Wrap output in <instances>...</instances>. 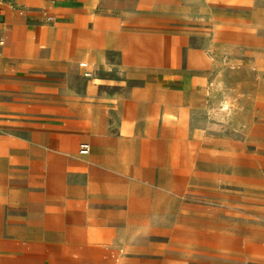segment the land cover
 Masks as SVG:
<instances>
[{"label": "crops", "instance_id": "0c3cea01", "mask_svg": "<svg viewBox=\"0 0 264 264\" xmlns=\"http://www.w3.org/2000/svg\"><path fill=\"white\" fill-rule=\"evenodd\" d=\"M19 2L0 9V264H264V211L195 198L219 174L174 163L237 0Z\"/></svg>", "mask_w": 264, "mask_h": 264}, {"label": "rangeland", "instance_id": "374dc122", "mask_svg": "<svg viewBox=\"0 0 264 264\" xmlns=\"http://www.w3.org/2000/svg\"><path fill=\"white\" fill-rule=\"evenodd\" d=\"M220 10L235 14L236 42L220 50L204 108L189 113V127L174 129L184 140L174 143V163L189 154L195 171L219 174L214 185L198 187L195 198L252 200L254 212L264 211V0H237ZM86 78L76 75L78 93Z\"/></svg>", "mask_w": 264, "mask_h": 264}, {"label": "built area", "instance_id": "2783aa9c", "mask_svg": "<svg viewBox=\"0 0 264 264\" xmlns=\"http://www.w3.org/2000/svg\"><path fill=\"white\" fill-rule=\"evenodd\" d=\"M4 5H9L11 8L18 10L20 13H23L24 5L22 3H20L19 0H0V9ZM47 20L52 21L53 18L48 17ZM0 44H4V41L0 40ZM85 75L89 76L90 74L86 73ZM90 150H91L90 144L84 143L81 145L80 153L85 155V154H88L90 152Z\"/></svg>", "mask_w": 264, "mask_h": 264}]
</instances>
